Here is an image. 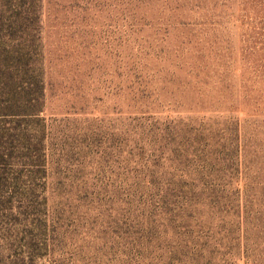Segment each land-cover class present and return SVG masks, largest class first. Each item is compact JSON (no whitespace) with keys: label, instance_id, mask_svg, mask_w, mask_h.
Here are the masks:
<instances>
[{"label":"rangeland","instance_id":"obj_1","mask_svg":"<svg viewBox=\"0 0 264 264\" xmlns=\"http://www.w3.org/2000/svg\"><path fill=\"white\" fill-rule=\"evenodd\" d=\"M0 264H264V0H0Z\"/></svg>","mask_w":264,"mask_h":264}]
</instances>
